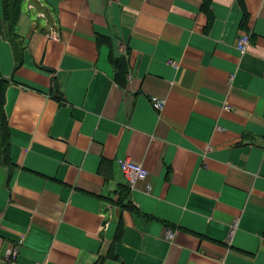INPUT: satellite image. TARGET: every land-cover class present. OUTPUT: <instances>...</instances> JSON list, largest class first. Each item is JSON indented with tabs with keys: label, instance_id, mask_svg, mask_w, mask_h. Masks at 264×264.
I'll list each match as a JSON object with an SVG mask.
<instances>
[{
	"label": "crops",
	"instance_id": "0c3cea01",
	"mask_svg": "<svg viewBox=\"0 0 264 264\" xmlns=\"http://www.w3.org/2000/svg\"><path fill=\"white\" fill-rule=\"evenodd\" d=\"M41 1L47 19L23 1L16 46L0 32V253L264 264V0ZM125 158L148 171L133 188Z\"/></svg>",
	"mask_w": 264,
	"mask_h": 264
},
{
	"label": "built area",
	"instance_id": "2783aa9c",
	"mask_svg": "<svg viewBox=\"0 0 264 264\" xmlns=\"http://www.w3.org/2000/svg\"><path fill=\"white\" fill-rule=\"evenodd\" d=\"M44 8H45V4L42 3L41 0H37V5L32 3L28 4V10L35 12L36 17L40 19H47V14L43 11ZM48 37L51 40L59 39L60 34L56 25L51 26ZM250 42H251V35L249 33L244 32V34L242 33L238 37L237 47L242 53H246L250 45ZM152 102L154 108L158 111H162L165 107V102L163 100H160L159 98L154 97ZM119 164L125 178L127 179L128 186L130 188H133L138 181L144 180L148 176V171L144 168L142 164H138L128 158L120 159ZM174 237H175L174 232L172 230H168L167 239L172 240ZM15 256L16 253H8L7 255L6 254L2 255L0 253V258L13 264H16L14 261Z\"/></svg>",
	"mask_w": 264,
	"mask_h": 264
},
{
	"label": "trees",
	"instance_id": "16d2710c",
	"mask_svg": "<svg viewBox=\"0 0 264 264\" xmlns=\"http://www.w3.org/2000/svg\"><path fill=\"white\" fill-rule=\"evenodd\" d=\"M2 2L3 14L0 17V32L4 29L8 32L12 43L17 38L16 28L22 13V5L24 0H0ZM118 63V61H116ZM127 73V70H126ZM125 73V75H126ZM8 82L0 76V165L9 163L10 161V143H9V126L4 109V91Z\"/></svg>",
	"mask_w": 264,
	"mask_h": 264
},
{
	"label": "rangeland",
	"instance_id": "374dc122",
	"mask_svg": "<svg viewBox=\"0 0 264 264\" xmlns=\"http://www.w3.org/2000/svg\"><path fill=\"white\" fill-rule=\"evenodd\" d=\"M24 11L27 10L26 2L24 3Z\"/></svg>",
	"mask_w": 264,
	"mask_h": 264
}]
</instances>
